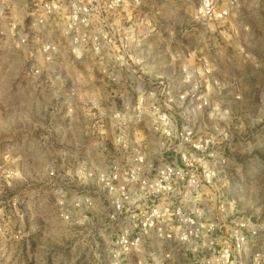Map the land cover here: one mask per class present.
Listing matches in <instances>:
<instances>
[{
	"label": "built area",
	"instance_id": "2783aa9c",
	"mask_svg": "<svg viewBox=\"0 0 264 264\" xmlns=\"http://www.w3.org/2000/svg\"><path fill=\"white\" fill-rule=\"evenodd\" d=\"M2 2L8 9L7 0ZM236 3L29 0L20 15L11 11L6 21L2 16L6 9L0 5V34L26 57L23 77L34 85L42 76L54 74L60 84L70 85L63 99L68 114L76 105L107 103V89H115L108 98L123 107L131 104L130 91L137 95L131 116L127 109L109 108V119L116 124L110 133L115 145L112 158L101 171L84 169V179L96 181L102 199L80 191V165L74 174L63 176L74 181L78 191L68 199L66 189L58 188V215L63 220L70 221L71 209L80 205L103 212L107 264H264L260 224L238 210L227 194L228 160L219 140L196 131L190 120H178L165 107L184 102L186 92L176 94L172 85L145 72V58L152 54L147 42L176 39L175 25L181 38L202 39L206 27L226 21ZM66 60L83 74L80 81H72L60 66ZM191 72L189 65L182 69V83L191 81ZM94 73L102 77L94 81ZM83 83L92 91L77 95ZM158 90L164 98H159ZM145 118L156 141L153 156L145 137L129 127L143 126Z\"/></svg>",
	"mask_w": 264,
	"mask_h": 264
},
{
	"label": "rangeland",
	"instance_id": "374dc122",
	"mask_svg": "<svg viewBox=\"0 0 264 264\" xmlns=\"http://www.w3.org/2000/svg\"><path fill=\"white\" fill-rule=\"evenodd\" d=\"M28 1L7 0L8 9L2 2L3 21L11 11L20 15ZM175 28L176 39L146 43L152 51L145 58L147 77L169 83L176 94L187 93L184 102L165 107L178 120H190L196 131L217 137L228 160L227 194L238 210L258 221L264 237V0H237L230 17L210 23L199 40L189 42L180 37V27ZM23 55L0 34V264H107L103 212L80 205L71 209L70 221L63 220L58 188L66 189L68 199L78 191L74 181L63 176L74 174L80 165V191L102 199L96 181L84 179V169L101 171L112 158L110 133L116 124L109 119V108L127 109L131 116L137 95L130 91L131 104L123 107L108 98L115 89H107V103L76 105L68 114L63 99L70 85L60 84L54 74L27 83ZM186 65L192 72L184 84ZM60 66L72 81L81 80L83 74L78 75L70 60ZM93 76L94 81L102 77ZM87 85L83 83L77 95L91 92ZM157 93L164 98L162 91ZM129 127L145 137L153 156L156 141L148 120Z\"/></svg>",
	"mask_w": 264,
	"mask_h": 264
}]
</instances>
